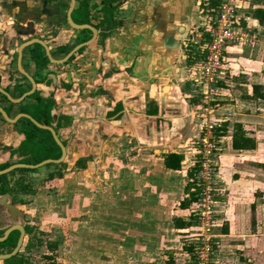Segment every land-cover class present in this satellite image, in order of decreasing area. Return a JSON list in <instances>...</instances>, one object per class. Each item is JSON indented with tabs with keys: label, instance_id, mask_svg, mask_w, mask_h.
<instances>
[{
	"label": "crops",
	"instance_id": "0c3cea01",
	"mask_svg": "<svg viewBox=\"0 0 264 264\" xmlns=\"http://www.w3.org/2000/svg\"><path fill=\"white\" fill-rule=\"evenodd\" d=\"M64 2L60 0V5L64 6ZM162 2L161 8L153 9L147 17V30L116 27L105 43L99 44L97 40L71 62L51 63L42 69L36 67L26 49L22 67L35 77L37 93L43 98L54 97L53 112L57 110L58 117L72 120L71 124L63 120L60 128L62 139L67 142L69 166L74 167L79 159L96 153L95 165L101 167L102 164L106 168L103 163L110 161L108 147L122 146L125 137L127 141H137L139 146L146 147L145 150L153 149L148 155L134 153L139 159L136 163L141 164L136 171L134 158H121L125 164H121L116 176V202L121 205L122 212L126 207L124 203L136 205L131 217L122 216L120 221L132 222L142 241L152 243L149 248L144 242V252L148 249L153 255L161 243L171 242L173 237L181 235L189 240L184 249L191 256L190 240L196 222L190 209L197 172L195 141L200 136L197 124L200 123V103L193 97V71L187 67L191 61L183 40L190 32L197 30L196 36L206 32L209 17L202 9V0ZM262 2L238 0L236 27L264 35ZM34 6L35 0H0V88L14 98L32 89L18 68V49L27 40L42 37L47 31V23L39 18L40 13L27 12ZM91 23L94 24L93 20ZM60 29L62 32L57 38L51 39L62 43L58 47L66 46L67 40L62 42L66 32L73 33L68 27ZM129 33L145 35L146 39L126 37ZM76 36L78 32L73 35L74 39ZM260 39L251 46L228 48L225 53L228 73L217 97L220 105L217 119L223 126L220 140L223 152L217 167L219 215L215 228L220 230V240L237 243L236 250L247 248L244 242L259 241L261 245L264 241L260 231L264 219V143L258 135L263 133L264 99L254 91L258 86L264 94V39ZM53 46L50 48L55 53ZM55 54L54 57L60 59L58 53ZM4 98L0 94V106L15 117L21 107L11 105ZM32 101L35 102L30 98L25 104ZM227 109L233 111L232 115H225ZM54 121L56 123L58 118ZM195 124L199 131L193 127ZM190 125L195 131L189 142L185 134L190 132ZM18 130L0 119V164L21 146L24 136ZM174 133L179 135L175 137ZM237 133L254 141L255 148L235 150L233 138ZM157 145L161 147L159 154ZM172 153L182 157L179 170L165 164L167 155ZM14 158L21 159L17 155Z\"/></svg>",
	"mask_w": 264,
	"mask_h": 264
},
{
	"label": "rangeland",
	"instance_id": "374dc122",
	"mask_svg": "<svg viewBox=\"0 0 264 264\" xmlns=\"http://www.w3.org/2000/svg\"><path fill=\"white\" fill-rule=\"evenodd\" d=\"M64 1V6H67L68 0ZM105 1L87 0L91 20L95 25L102 26V30L107 27V24L103 22L107 13L110 15L114 28L127 26L132 31L136 28H146L147 30V17L154 11L153 9L159 10L163 3L162 0H113L105 5ZM57 2L59 3L60 0H35V6L32 9L29 8L27 12L37 15L40 13L42 3L45 8V5L54 7ZM261 5H264V0ZM111 9L113 11H109ZM45 28L47 31L51 29L49 25ZM196 32L197 30L192 34L190 32L183 40V43H187L189 46L187 51L190 56L189 62H192L194 58L189 66L187 64L189 69L193 63L201 59L197 50L190 46L192 45L191 40L196 41L197 39ZM130 36L136 38L142 35H133V33L126 35V37ZM142 37L146 39L145 35ZM257 37L258 41L261 40L260 38L264 39V35H257ZM189 62L187 60L186 63ZM228 84L230 86L231 79L228 80ZM197 99L200 103L198 104L202 106L198 110V114L207 116V112L203 110V107L207 106L204 103L206 100L200 96ZM261 126L263 133L258 135L264 143V124ZM193 127L190 125V130L188 129L190 132L187 131L185 134L187 141L193 138H189L195 131L192 130ZM196 128L199 131V127L196 126ZM174 135L176 137L179 134L174 133ZM127 139L128 137H125V144L122 146L114 144L108 147L107 157L110 161L107 160L108 162L103 163L106 168L102 167V164L101 167L97 165L95 168L92 165L91 173H89L87 169L84 170L88 165L82 168V162L77 163L74 167L67 164V168L64 169L51 168L50 171L53 174L62 176L53 182L44 178L45 172H40L41 174L35 176L37 178L34 180H32V174H28V179L32 180L37 191L33 197L29 198L26 206L28 217L26 222L32 228L31 247L30 249L23 248V258L26 264H45L50 261H55L58 264H196L195 257L188 255L184 249L189 243L187 238L181 235L175 236L171 242L161 243L157 247L158 250L151 255L148 249L145 252L142 249L145 247L144 242L149 245V248L152 243L146 240L142 241V237L136 232L132 222L125 224L120 221L122 216L131 217L132 208L136 205L133 202L124 203L123 205L126 207L122 212L121 205L119 206V203L116 202V176L121 164H125L121 158H134L132 160L134 162L133 169L136 171L137 165L141 166V164L136 163L139 159L136 155L134 157V153L148 155L153 151L151 147L145 150L146 147L139 146L137 141H127ZM156 147L157 154H159L161 147L158 145ZM262 149L264 151V145ZM93 170L96 172L93 173ZM216 181L213 193L215 200L218 196L217 178ZM219 186H221L220 183ZM216 205L218 206V204ZM217 206L214 210L215 220L217 214L219 215ZM263 220L260 224L261 234H264ZM195 233L194 230L191 236L192 240H190L192 247ZM212 233L215 237L213 238V255L210 264H264L263 240L261 245L259 241L254 244L244 242L247 248L236 250L237 243L234 240H225V242L220 240L218 227H213ZM183 234L185 235V232ZM219 244L220 248H218Z\"/></svg>",
	"mask_w": 264,
	"mask_h": 264
},
{
	"label": "flooded vegetation",
	"instance_id": "af4514ba",
	"mask_svg": "<svg viewBox=\"0 0 264 264\" xmlns=\"http://www.w3.org/2000/svg\"><path fill=\"white\" fill-rule=\"evenodd\" d=\"M84 1H87V0H77V4L75 6V9L73 10L72 15H71L74 22L76 19L78 20V17H76V15H75V11L77 10L80 3L84 2ZM70 7H71V0H68V4L66 7L63 5H60V2L59 3L57 2V4L54 7L45 6V8H43L41 6L39 18L41 20H43L44 22H46L47 26L49 25L51 27V29H49L48 31H45L46 32L44 34L45 36L43 35L42 37H36V38L29 39L22 44V45H24L30 41L35 40V39L43 38L41 40L43 42H45L46 45L48 46L50 54H51V58L53 60H51L48 57L45 49L41 45L35 43L33 45L27 46L24 49H22V57H21V61H20L19 60L20 59L19 51H20L22 45L19 47V49H18V60H17L19 63L18 68L22 72L23 78L27 79V81H29L30 85H32V82L27 77V75H29V74L27 72H25L23 70V67H22V59L24 57V51L26 49L27 50L29 49L30 58L36 64V67L38 69H42L44 67L47 68L48 65H50L51 63H54L56 65H63V64H66L68 62H71L72 60L77 58L80 54H82L88 46H90L91 44H93L97 40H98V43L101 44L111 36L112 30L110 31V36L107 39H104L103 38V32L105 30H102V28H101L102 26H100V25H95L92 23H90V24H78L75 22L78 25H91V26L95 27L98 31L96 39L92 43L85 45L84 47H81L80 49H78L75 53H73V55L66 62L60 63L59 61L64 60L67 57V55L70 54L71 52H73L79 45L86 44L94 38L93 31H91L89 29L76 30V29H73L71 27V25L68 21V10ZM89 16L91 17L90 9H89ZM32 19H34L36 21V17L32 16ZM62 27L70 28L71 31H73V33L71 34V32H70L69 34H67V32H66L65 38L62 40L63 43L67 40V43H65L66 46H64V44H63L61 47H58V45H61L62 43L56 42V40L53 42L51 39L57 38V35L62 32V29H60ZM77 32L79 33V36H76V38L74 39L73 35H76ZM48 36H49V38H48ZM50 46H53L52 50L56 49V52L58 53L57 56H59L60 59H56L54 57V56H56V54H55L56 52L52 53L53 51H51ZM43 56L46 58L47 61H44V63H42L40 65L39 60L42 57V61H43L44 60ZM30 77L33 78L37 84L35 77H32V76H30ZM60 83L62 85L65 84L64 82L63 83L60 82ZM32 88H33V85H32ZM64 88L69 89L70 87L64 86ZM0 89L5 92V93H2L0 91V94H2L5 97L4 100L6 102L10 103L11 105H19L21 107L19 114L15 115V117H12L3 107L0 106V109H3L7 118L9 120L15 121V123L9 122L6 119V117L3 115V113L0 112L1 121H3V122L5 121V123L7 122L9 125L15 126V128L19 129L18 132L24 136V140H23L21 146L19 147V149H17L16 151H13L11 154V157L7 161L0 164V172L6 171V170L12 168L9 172L0 175V255H6V254L12 253L21 243V245L18 248L19 249L18 252L14 256H12L10 259L0 261V264H9V263H12V261H13V263H15L17 261L23 260V248L30 249V247H31V243H30L31 237L30 236H31L32 228L28 225V222H26V220L28 218L26 206L28 205L29 198L33 197V195L37 191L32 180L37 178L35 176H39L42 172L43 173L45 172L44 173L45 179H47L49 182L56 181V179L61 178L62 176H60V175L58 176V174H56V173L53 174L50 171L51 168H56V169L67 168V166L69 165V163L71 161L70 156L68 154V150H67V142L62 139V136L60 133V128H62V126L64 125V124L62 125L63 120H65V121L68 120V123H70V124H71L72 120H70L66 116L58 117L57 110H55L53 112V110H54L53 108L55 107V104H56L54 97L43 98L39 93H37L38 92L37 88H36V91L32 95L27 96L25 98H24L25 94H23L21 97L14 98L4 89H2V88H0ZM30 98L34 99L35 102L32 101L30 103L27 102V104H25L26 101ZM40 103H43V106H42L41 110L40 109L37 110L38 109L37 106H39ZM25 115L31 116V118L36 120L42 126L52 127L56 131V133L59 137V140L64 144V146L66 147V150H67V157L62 163H60V164L50 163V164H47L45 166L38 167L35 169L18 167L19 165H33V166H35V165H38V164H40L46 160H58L62 156V150H61V156L59 158H50V159H46V160L41 161L40 163H35V164L32 163V161H29V160H31L32 155L30 153H28L27 150L24 148L26 137L23 133V128L26 126V124H28V121L31 122L33 125H35V124L30 119H28ZM195 117L198 119V115H196ZM56 118H58V121L55 123L54 119H56ZM37 128L40 130L48 131L52 135V133L47 129H42L39 127H37ZM52 137H53V135H52ZM99 138L100 137L98 134L97 139H98V142L100 144L101 141H99ZM53 139H54V137H53ZM54 141H55V139H54ZM16 155L18 157H20L21 159H15L14 157ZM95 155H96V153L94 155L89 156V157L81 158L77 161V163L80 164L82 162L83 163L82 168L85 165H88V167L84 168V170L86 171V169H87L89 171V173H91V169H92L91 166L92 165H93V167L96 166L95 160H94ZM1 166H3V168H1ZM13 167H16V168L13 169ZM62 173H63V171H62ZM28 174H32V176H33L32 180L28 179ZM3 177H4V179L1 180V178H3ZM21 229H22V231H21ZM23 229L25 231L24 236H23Z\"/></svg>",
	"mask_w": 264,
	"mask_h": 264
},
{
	"label": "built area",
	"instance_id": "2783aa9c",
	"mask_svg": "<svg viewBox=\"0 0 264 264\" xmlns=\"http://www.w3.org/2000/svg\"><path fill=\"white\" fill-rule=\"evenodd\" d=\"M238 0H219L218 7L209 8V24L206 32L197 35L196 41L191 40L192 48L200 54V61L192 64L193 97H202L207 106L203 107L206 114L200 117V136L196 141V175L190 215L196 222L193 252L196 264H210L213 255L212 228L216 225L214 210L216 200L213 197L217 184V167L221 155L222 122L217 119L220 105L217 97L220 95L221 83L225 81L228 68L225 53L231 46H251L258 40L256 34L246 29L236 27ZM191 44V43H189ZM188 49V44H184ZM195 54V53H194ZM190 57V56H189ZM194 58L192 59L193 62ZM200 108L202 106L200 105ZM233 111L227 109L226 116Z\"/></svg>",
	"mask_w": 264,
	"mask_h": 264
},
{
	"label": "trees",
	"instance_id": "16d2710c",
	"mask_svg": "<svg viewBox=\"0 0 264 264\" xmlns=\"http://www.w3.org/2000/svg\"><path fill=\"white\" fill-rule=\"evenodd\" d=\"M109 1L113 0H106L105 5ZM219 0H202V9L204 13H208L209 8H216L218 7ZM108 8V7H106ZM109 11H113L112 9ZM76 19L75 22L78 24H90V16H89V7L87 1L81 2L78 6L77 10L75 11ZM81 16V19L79 18ZM104 23L107 24V27L104 29L103 38L107 39L110 36V31L114 28L112 21L110 19V15L107 13L104 18ZM44 60L42 61V57L39 60V64L41 65L44 61H47L46 58L43 56ZM255 95L259 96L260 98L264 99V94H262L261 87L254 88ZM261 92V93H260ZM38 98V97H37ZM40 100V99H39ZM41 101V100H40ZM40 106V107H39ZM37 110H41L43 103L39 104ZM23 133L26 137V141L24 144V148L27 150L28 153L32 155L31 160L32 163H40L43 160L50 159V158H59L61 156V149L54 141L52 135L48 131L40 130L31 122L28 121V124L23 128ZM254 141L249 139H245L240 134H235L233 138V148L235 150H250L255 148ZM182 157L177 154H169L166 157L165 164L168 168L173 170H179L181 168ZM3 168V166H1ZM4 179L1 178V180ZM9 264H26L25 259L17 261L15 263ZM45 264H58L55 261L46 262Z\"/></svg>",
	"mask_w": 264,
	"mask_h": 264
},
{
	"label": "water",
	"instance_id": "95a60500",
	"mask_svg": "<svg viewBox=\"0 0 264 264\" xmlns=\"http://www.w3.org/2000/svg\"><path fill=\"white\" fill-rule=\"evenodd\" d=\"M76 4H77V0H71V7H70L69 10H68V21H69L71 27H72L73 29H76V30L89 29V30L93 31V33H94V38H93L90 42H88V43H86V44H81V45H79V46H78L73 52H71L70 54H68L67 57H66L64 60L59 61L60 63H64V62H66V61H67V60L73 55V53H75V52H76L78 49H80L81 47H84L85 45H88V44L92 43V42L96 39V36H97V33H98L97 29H96L95 27L91 26V25H78V24H76V23L73 21L71 15H72L73 10L75 9ZM35 43L41 45V46L45 49V51H46L48 57H49L51 60H53V59L51 58V54H50L49 48H48V46L46 45V43L43 42L41 39H35V40L30 41V42H28V43H26V44H24V45L21 46V49H20V51H19V55H20V59H19V60H20V61H21V57H22V49H24V48L27 47V46L33 45V44H35ZM26 75H27V74H26ZM27 77L31 80L32 85H33V88H32V90H31L30 92H28V93H26V94L24 95V98L27 97V96L32 95V94L35 92V90H36V86H37V84H36V82L34 81L33 78H31L29 75H27ZM0 91H1L2 93H5V92H4L3 90H1V89H0ZM0 112L3 113V115L6 117V119H7L9 122H11V123H15V121H13V120H9V119L7 118V116H6L5 112L3 111V109H0ZM25 116H26L28 119H30V120H31V121H32L37 127L42 128V129H47V130H49V131L52 133V135H53V137H54L56 143L58 144V146H59V147L61 148V150H62V156H61V158L58 159V160H46V161H44V162H42V163H40V164H38V165H35V166H33V165H19L18 167H25V168H29V169H35V168L42 167V166H45V165L50 164V163H55V164H60V163H62V162L66 159V157H67V150H66V147L64 146V144L59 140V137H58L56 131H55L52 127H45V126H42V125L39 124L36 120H34L33 118H31V116H29V115H25ZM14 168H16V167H13V169H14ZM11 169H12V168H10V169H8V170H6V171H2V172H0V175L9 172ZM21 231H22V229H21ZM24 235H25V231H24V229H23V236H24ZM20 245H21V243H20ZM20 245H19V246H20ZM19 246H18V247L12 252V253H10V254L0 255V261L10 259L12 256H14V255L18 252V250H19V249H18Z\"/></svg>",
	"mask_w": 264,
	"mask_h": 264
}]
</instances>
